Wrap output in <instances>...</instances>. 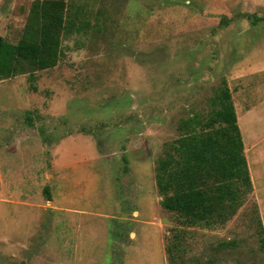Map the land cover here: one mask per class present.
<instances>
[{"label": "rangeland", "instance_id": "rangeland-1", "mask_svg": "<svg viewBox=\"0 0 264 264\" xmlns=\"http://www.w3.org/2000/svg\"><path fill=\"white\" fill-rule=\"evenodd\" d=\"M42 1L0 0V264H171L179 242L178 264H264V0H66L58 65L14 76ZM223 80L253 188L189 226L156 166Z\"/></svg>", "mask_w": 264, "mask_h": 264}, {"label": "trees", "instance_id": "trees-1", "mask_svg": "<svg viewBox=\"0 0 264 264\" xmlns=\"http://www.w3.org/2000/svg\"><path fill=\"white\" fill-rule=\"evenodd\" d=\"M66 0H44L32 6L23 38L11 49L14 76L55 68L62 55ZM9 47L0 35V63ZM228 82L210 100L207 119L195 115L183 123L184 133L158 160L156 184L162 207L178 213L189 226L228 222L252 192L244 141ZM49 198L50 191L45 190ZM264 244V238H263ZM181 243L167 246L171 264L182 260Z\"/></svg>", "mask_w": 264, "mask_h": 264}, {"label": "crops", "instance_id": "crops-1", "mask_svg": "<svg viewBox=\"0 0 264 264\" xmlns=\"http://www.w3.org/2000/svg\"><path fill=\"white\" fill-rule=\"evenodd\" d=\"M239 123V122H238ZM240 127V126H239ZM241 130V129H240ZM242 134V133H241ZM243 137V136H242ZM244 141V140H243ZM255 145V144H254ZM244 147H245V155H246V158H247V155H248V153L250 152L249 150H250V148H246V144L244 143ZM252 147H253V144H252ZM252 147H251V149H252ZM247 161H248V158H247ZM248 165H249V163H248ZM249 169H250V167H249ZM250 174H251V172H250ZM253 183V182H252Z\"/></svg>", "mask_w": 264, "mask_h": 264}, {"label": "bare ground", "instance_id": "bare-ground-1", "mask_svg": "<svg viewBox=\"0 0 264 264\" xmlns=\"http://www.w3.org/2000/svg\"><path fill=\"white\" fill-rule=\"evenodd\" d=\"M245 130V129H244ZM251 163V162H250Z\"/></svg>", "mask_w": 264, "mask_h": 264}]
</instances>
